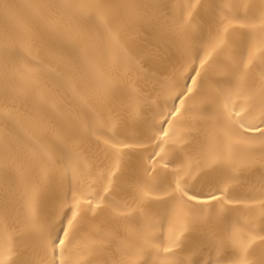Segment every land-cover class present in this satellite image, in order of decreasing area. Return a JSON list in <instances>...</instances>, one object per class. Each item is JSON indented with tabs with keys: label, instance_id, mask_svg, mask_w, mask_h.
<instances>
[{
	"label": "snow or ice",
	"instance_id": "1",
	"mask_svg": "<svg viewBox=\"0 0 264 264\" xmlns=\"http://www.w3.org/2000/svg\"><path fill=\"white\" fill-rule=\"evenodd\" d=\"M2 7L10 23L0 27V98L5 101L0 104V172L22 179L31 169L40 181L24 182V217L14 231L8 223L12 193L6 191L0 201V233L7 234V242L0 243V264H101L77 258L85 233L89 255L115 248L122 258L111 264H133L129 258L154 238V204H170L173 215L190 216L193 223L241 204L258 206L264 216V191L247 199L232 194L239 172L255 163L257 150L264 165V76L258 88L252 83L256 62L264 69V0H248L243 14L223 4L215 38L206 47L198 40V18L210 4L191 0L173 26H161L183 55V71L164 90V105L153 114L155 131L147 135L137 128L138 135L146 136L141 140L117 139L122 124L112 110L125 90L129 64L144 75L147 61L162 59L156 48L134 60L123 44L130 22H155L145 11L148 5L26 0L21 6L26 14L10 4ZM67 89L73 105L52 102ZM139 98L158 107L161 99ZM194 111L214 122L206 127L191 123ZM131 112L142 119V106ZM94 126L105 131L97 134ZM178 127L186 134L177 137ZM101 134L107 136L103 143L114 162L97 177L95 191H87L80 186L82 149L89 135L99 140ZM46 138L51 142L43 143ZM210 173L220 178L215 191L204 197L189 191ZM125 185L131 203L121 204L116 197ZM45 193L50 211L43 204ZM25 240L32 241V248L21 257L18 241ZM257 241L261 256L249 259ZM226 243L240 250L236 264H264V234L234 226L226 240H217L218 248ZM157 250L164 254L160 264H191L173 259L172 245Z\"/></svg>",
	"mask_w": 264,
	"mask_h": 264
},
{
	"label": "bare ground",
	"instance_id": "2",
	"mask_svg": "<svg viewBox=\"0 0 264 264\" xmlns=\"http://www.w3.org/2000/svg\"><path fill=\"white\" fill-rule=\"evenodd\" d=\"M25 2L26 0H0V27L8 26L10 23L4 16L2 5H13L21 14H26L21 7ZM112 2L120 5L126 0H112ZM135 2L148 5L145 11L150 17L155 18V22L132 21L129 23L124 30L123 40L127 55L134 60L142 59L141 54L145 49L158 48L162 59L157 62L147 61V69L144 75L137 71L134 63L129 64L128 74L124 82L125 90L118 93L112 110V114L122 124L116 131V137L120 140L146 139V136L138 135L137 128H143L147 135H151L155 131L152 127L153 114L159 111L160 107H163L166 99L164 90L171 83V77L173 75L179 76L183 71L182 65L184 64L180 49L173 43L169 35L161 32V26H173L174 21L179 20L181 14L187 10L191 0H135ZM201 2L205 5H211L208 9H201L200 17L202 19L198 18V40L202 46L206 47L215 38L221 6L225 3H231L243 14V5L248 0H201ZM256 22L258 23V18ZM196 54H201L200 48L196 49ZM262 76H264V69L257 61L252 69V83L256 88L259 87ZM145 79H147L146 85L144 84ZM139 86H143L144 90L142 92L139 90ZM62 93V96H56L52 102H59L65 108L73 105L71 90H62ZM157 95L161 97L158 101L159 107L153 103L145 104L139 98L143 96L146 99L150 98L151 101H155ZM3 103H5L4 99L0 98V104ZM168 103L170 105L171 101ZM138 106L143 107V117L140 120H136L131 112V109ZM213 122L201 116L198 112L194 111L192 113L191 123L193 124L206 127L211 126ZM93 131L100 134L105 130L94 126ZM176 133L177 137H180L186 134V129L178 127ZM197 135L199 136V134ZM104 139H107V136L102 134L99 140L96 139L95 135H89L83 145V178L80 181V186L87 191H95L98 187L97 177L103 170L111 167L114 162L111 151L103 143ZM42 142L50 143L51 138H46ZM193 154L195 155V153ZM144 155L146 157V153ZM253 155L255 163L242 169L238 174L239 180L232 185V194L242 199L256 196L264 191V165L261 163L258 150ZM193 163H196L195 159ZM125 176L129 181L133 179L132 175L127 172ZM25 181L36 183L40 181V176L31 169L26 170L22 179L15 173L0 172V201L3 200L6 191H10L13 197L8 219L12 231L22 222L24 217ZM218 186H220V178L215 173H210L196 183L194 187H190L189 191L198 192L204 197L209 192L215 191ZM116 199L121 204L131 203L126 185L122 187ZM43 204L46 211L51 210L52 202L48 193L44 195ZM197 210L203 211L204 209ZM207 211L213 212L214 210L209 207ZM137 223H139V220ZM152 223L154 225V238L142 247L138 255L129 258L133 261V264H160L164 254L157 249L168 245L174 247L172 258L176 261H191V264H236L240 257L239 248L230 243H226L222 249L218 248L217 240H226L233 231L234 226H240L253 235L264 234V216L260 214L259 207L249 209L243 204L228 206L220 216L211 215L205 223H193L190 216L173 215L172 205L170 204H154L152 206ZM96 224L102 226L100 221H97ZM6 242L7 234L0 233V243ZM89 244L90 239L85 233L81 240L78 259L97 261L101 264L108 261L111 264L112 260L122 258L115 248H110L98 255H89ZM18 245L21 257L29 255L32 241H18ZM153 245H156V247ZM260 256L261 245L257 241L249 250V259L258 260Z\"/></svg>",
	"mask_w": 264,
	"mask_h": 264
}]
</instances>
